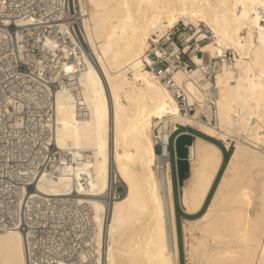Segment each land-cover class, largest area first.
Returning a JSON list of instances; mask_svg holds the SVG:
<instances>
[{"label":"bare ground","instance_id":"bare-ground-1","mask_svg":"<svg viewBox=\"0 0 264 264\" xmlns=\"http://www.w3.org/2000/svg\"><path fill=\"white\" fill-rule=\"evenodd\" d=\"M79 3L87 47L71 36L81 51L70 53L60 36L66 24L45 40L54 65L62 64L48 124L59 151L36 192L85 206L80 264H179L171 151L159 153L155 138L158 127L170 147L179 125H199L228 151L235 139L223 167L224 148L195 134L180 197L183 212L198 215L183 218L186 250L206 264H264V0ZM181 22L198 40L210 38L193 59L219 68L217 127L198 119L203 109L210 114L204 102L212 86L200 69L175 73L197 105L190 116L145 62L153 44ZM227 49L233 61L213 60ZM118 179L126 186L121 197ZM0 264H27L23 233H0Z\"/></svg>","mask_w":264,"mask_h":264},{"label":"built area","instance_id":"built-area-1","mask_svg":"<svg viewBox=\"0 0 264 264\" xmlns=\"http://www.w3.org/2000/svg\"><path fill=\"white\" fill-rule=\"evenodd\" d=\"M61 24L68 26L60 36L70 53L75 48L81 51L71 36L87 47L79 0H0V233H23L27 264H80V255L87 249L84 239L88 236L81 234L87 222L85 206L74 209L71 202H57L36 192L39 177L52 169L59 151L48 124L53 123L54 95L59 88L54 76L62 64L54 65L44 46ZM179 24L153 44L148 51L151 62H145L172 92L181 111L190 116L197 112V105L189 103L175 73L200 69L212 86L204 102L210 114L203 109L198 119L217 127L219 68L215 61L198 64L191 56V52L203 56L199 46L208 38L179 42ZM59 57L68 61L62 54ZM216 59L231 62L235 52L227 49ZM187 126L179 125L171 138ZM160 143L163 153L165 145Z\"/></svg>","mask_w":264,"mask_h":264},{"label":"rangeland","instance_id":"rangeland-1","mask_svg":"<svg viewBox=\"0 0 264 264\" xmlns=\"http://www.w3.org/2000/svg\"><path fill=\"white\" fill-rule=\"evenodd\" d=\"M183 25H185V24L182 23V22L179 24V28H180V32L181 33L179 34V37H178V40L177 41H179V42L182 41L184 43H193V42L197 41L198 40L197 32L191 30L189 26H186V25L183 26ZM201 28L203 29L202 26H201ZM208 39H206L205 42H201V43H204V44L205 43H209L210 38H208ZM204 44L200 48H202L204 46ZM195 54L196 53L191 52L192 58L195 56ZM196 127H198L199 130L196 129V128H194V127H190V126L181 128L178 132H176L173 135V137L171 138V141H170L171 142V145H170L171 152H173L172 162H171L170 167H171V172L173 170L172 175H173V182H174V199H175V204H176L177 220H178V229H179V245H180L179 264H206L203 260H201L200 257H198V256H191V254L189 253V251L186 250L185 236H184V233H183V223H184L183 218H193V217H196L198 215H194V216L188 215V217H186L187 214H185L183 212V210H182L181 202H180V197H179V187H178V182H177V177H176V163H175V158H174V149L172 147V145H173L172 143H174V140L173 139H175V137L178 134L182 133V132H187V131L188 132H191V133L192 132L193 133L195 132V133H201V134H203L205 136H208V135L205 134L204 130H202L199 127V125L196 126ZM158 130H159V128L156 127V129H155V138H156V140L159 141V144L157 145V148L156 149L160 153L162 146H161V143H160V141H161L160 139L161 138H160V134L158 133L159 132ZM200 131H202V132H200ZM210 138H212V137H210ZM212 139H214V138H212ZM172 140H173V142H172ZM214 140H216V139H214ZM232 140H235V139L232 138L231 139V142H232ZM216 141L220 142L222 140H216ZM233 143H234V141L232 142V145H231V148H230L229 151H226L225 150L224 145L221 142L219 144L224 148L225 153L231 154V152H232V150L234 148L233 147ZM115 185H116V188H117L116 190L118 192V196H120V197L123 196L125 194V192H126L125 183L121 179H118V182ZM178 207H180V209L182 211L181 214L179 213Z\"/></svg>","mask_w":264,"mask_h":264},{"label":"water","instance_id":"water-1","mask_svg":"<svg viewBox=\"0 0 264 264\" xmlns=\"http://www.w3.org/2000/svg\"><path fill=\"white\" fill-rule=\"evenodd\" d=\"M194 141H195V135L187 132L178 134L174 139L173 149H174V158L176 163V177L179 187V197H181L182 195L181 188L183 187L185 180L188 179L190 176V170H191L190 148L193 145ZM167 149L168 146L165 145L164 147L165 154Z\"/></svg>","mask_w":264,"mask_h":264},{"label":"trees","instance_id":"trees-1","mask_svg":"<svg viewBox=\"0 0 264 264\" xmlns=\"http://www.w3.org/2000/svg\"><path fill=\"white\" fill-rule=\"evenodd\" d=\"M194 133H195V132H194ZM195 134H199V135H201V136H203V137H205V138H207V139H209V140H212V141H214V142H217L218 144L220 143V142H218V141H216V140H214V139H212V138H210V137H208V136H205V135H203V134H201V133H195ZM173 140H174V139H173ZM173 140H172V142H173ZM172 144H173V143H172ZM172 147H173V145H172ZM170 151H171V147H170ZM171 153H172V156H173V152H171ZM229 157H230V154L225 153V158H224L223 167H225V165H226V163H227ZM225 160H226V161H225ZM223 167H222V170H221V172L219 173V175H218V177H217V180H216V182H215V185H214L213 189H215V187H216V183L218 182V180H219V178H220V175H221V173L223 172V169H224ZM213 189H212V191H211V193H210V195H209V197H208V199H207V202H206L204 208L202 209L201 213L205 210V208H206L208 202L210 201V198H211V196H212V194H213ZM178 210H179V213L181 214L182 211H181L180 207H178ZM186 217H188V215H186Z\"/></svg>","mask_w":264,"mask_h":264}]
</instances>
